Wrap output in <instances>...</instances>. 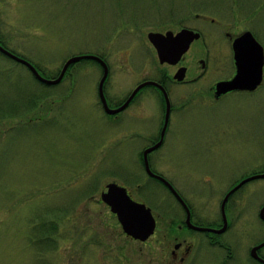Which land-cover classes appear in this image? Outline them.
Instances as JSON below:
<instances>
[{
    "label": "rangeland",
    "instance_id": "obj_1",
    "mask_svg": "<svg viewBox=\"0 0 264 264\" xmlns=\"http://www.w3.org/2000/svg\"><path fill=\"white\" fill-rule=\"evenodd\" d=\"M182 27L201 33L186 57L190 64V58L210 55L212 70L197 82L209 85L232 67L224 32L250 30L264 50V0H0L1 44L43 76L54 78L69 56L103 55L111 108L139 80L173 73L174 67L158 62L147 33ZM101 75V66L85 59L60 82L46 84L0 54V264H174L168 257L175 236L190 246L180 264L218 263L221 250L209 246L203 232L181 225L184 210L144 169L147 139L135 126L158 135L160 97L144 91L109 115L97 92ZM196 84H173L172 106L187 102L178 115L172 110L167 143L148 157L151 170L192 208V221L209 224L228 186L264 168V79L253 91L216 101L203 99ZM204 100L211 105H201ZM205 129L217 133V147L203 143ZM108 182L150 208L157 225L146 241L126 236L101 202ZM232 199H240L242 228L257 239L264 231L257 217L264 177L245 182ZM43 219L56 226L49 241L41 236Z\"/></svg>",
    "mask_w": 264,
    "mask_h": 264
},
{
    "label": "water",
    "instance_id": "obj_2",
    "mask_svg": "<svg viewBox=\"0 0 264 264\" xmlns=\"http://www.w3.org/2000/svg\"><path fill=\"white\" fill-rule=\"evenodd\" d=\"M230 37L232 35H229ZM200 33L193 29L182 27L178 31L173 32L167 30L164 33L157 31H149L147 38L152 46L155 48L156 55L159 63H167L175 65L179 62L182 55L188 50L192 41L198 39ZM231 38V47L234 53L236 73L229 80L218 81L215 85V95H220L231 90H247L252 91L256 89L262 82V72L264 65V50L262 45L256 40L250 30H245L239 34L233 35ZM0 52L9 56L13 60L25 65L33 75L41 82L46 84H56L64 77L68 66L83 58H92L100 63L102 66V75L99 79L97 90L99 100L104 111L107 114H116L123 110L131 101L135 93L145 84H153L158 86L163 94L165 100V117L164 123L160 133V139L154 145L146 148L142 153L143 163L145 171L152 177L162 181L167 187L179 198L184 204L187 212L186 224L190 228L206 229L196 226L190 222L189 208L183 199L179 196L173 186L164 177L154 173L149 166L148 153L157 148L163 140L164 131L166 127V119L168 122L170 112V102L163 87L154 81H145L136 86L127 99L117 107H110L107 103L104 93V82L108 75V65L101 57L96 54H78L68 57L63 63L58 75L55 78H46L28 59L21 57L10 50L6 49L0 44ZM185 75V67H179L173 75L176 80H182ZM258 177H264V172L258 175H252L241 180L236 186H234L223 198L221 203L222 214H225V202L231 191L239 187L241 184ZM100 200L104 202L115 215L118 223L121 226L122 232L134 239L141 242L146 241L155 229V218L150 210L144 203L135 201L127 189L115 182L106 183L100 192ZM260 217L264 219V205L260 209ZM225 222V221H224ZM225 225V224H224ZM224 226L216 230L218 232L223 231ZM261 243L259 246L263 245Z\"/></svg>",
    "mask_w": 264,
    "mask_h": 264
},
{
    "label": "flooded vegetation",
    "instance_id": "obj_3",
    "mask_svg": "<svg viewBox=\"0 0 264 264\" xmlns=\"http://www.w3.org/2000/svg\"><path fill=\"white\" fill-rule=\"evenodd\" d=\"M229 35H232V34L229 32H224V36L227 39V42L230 45V48L232 51V56H231V58H232L231 59V66L232 67L229 69V72L224 77H220V78L215 79L209 85H206V84L203 85L202 83L198 84L197 82L199 81V78L201 76H203L205 73L212 70V69H210L211 65H212L211 58H210V55H207V54H205L204 56L202 55L198 58L193 57V58L189 59V61H191V62H190V64H188V60L186 57V52L189 50L188 49L182 55L181 59L179 60V62L177 64L169 65L167 63H163V64H166V66L168 65V66L174 67L173 73L169 74V72H167V70H165V71H160L156 77L143 78V79H141L135 83V85L133 86L130 93L133 91V89L136 86H138L140 83L145 82V81H154V82L160 84L163 87L166 95L169 98V102H170L169 116H170L173 109H174L175 115H178L180 113L178 111L181 109V107H184L186 102H187V101L181 100L179 102V105L176 104V105H174V107L172 106V103L170 100V95L172 94L173 89H174L173 84L175 86L185 87L186 85H190L191 83H193V84L197 83L196 86H197V89L199 90L198 94L199 93L201 94L204 92L205 96H201L203 99H205L209 96L210 98H212L215 101L220 100L222 97H224L227 93H230V92H237V91L248 92L247 90H231V91H228L226 93H222L218 96L215 95L216 83L218 81L229 80L236 73L235 58H234V53H233V50L231 47V38H233L232 37L233 35L231 37ZM200 37H201V33H200ZM194 41H196V40H194ZM194 41H192L191 44ZM191 44H190V46H191ZM190 46H189V48H190ZM154 51H155V49H154ZM213 59L217 60V61H215L216 64L217 63L219 64V59L217 56H213ZM196 61L199 62V65L196 64ZM179 67H185V75H184V78L182 80H176L173 78L174 73L176 72V70ZM263 79H264V66H263V72H262V82H263ZM262 82H261V84H262ZM148 90H152V91L156 92L157 95L160 97V104L162 106V116H163L162 126H163L164 117H165V100H164V94L158 86L153 85V84H149V83L145 84L140 89H138V91L133 96L131 102L133 100H135L137 97H139L144 91L147 92ZM130 93L122 100L121 103H123V101H125L127 99V97L130 95ZM204 102L207 103L204 105H211V102H208V100L202 101L201 105H203ZM140 113H141V111H139V114ZM174 118L177 120L180 117L175 116ZM171 121L172 120H170L168 118V122H167V119H166V127H165L162 142L164 141L167 143V128L171 125ZM162 126L159 129V133L157 136L154 135L155 133L151 134V132L148 130V128H146L145 125H143L142 123L137 124L135 126L136 133L138 134V136L143 135L147 139L146 148L154 145L156 142L159 141ZM205 130H207V131L202 133L203 143H204V141H207V142H205V144H207V143L213 144L215 147H217V145L220 144V142H218L216 139L217 133L212 132L209 129H205ZM162 142L160 143V145L162 144ZM146 148H144V149H146ZM263 172H264V168L255 170V171L249 173L248 175H244L238 179H235L232 182V184L230 186H228V188L225 190V192L223 193V195L219 201V204H218L219 205V207H218L219 208V216L216 219L211 220L209 222V224H202V223H198L196 221H192V216L194 215V211H192L191 207L187 206L189 208L190 222L196 226L206 228V229H200V230L196 229V230H199V231L204 233V235L207 238V243L209 246H213V247L221 250V260L216 264H250V263L264 264V244L259 246L261 243L264 242V231H260L257 239L252 240V238H250V236H249V231L247 229H243L242 225L240 223L241 217L243 216V212L239 208V204H238L240 202V199H232V196L236 193L237 190H239V188H241L243 186L244 183L229 193L228 198L225 202V206H224V209H225L224 213L225 214H222V211H221V203H222L223 198L234 186H236L244 178H247V177L252 176V175H258V174H261ZM226 175H228L229 177L231 176L230 173H227ZM258 178H260V177H258ZM254 179H257V178H254ZM251 180H253V179H251ZM157 181H159V180H157ZM168 190L175 197V199L178 201V203L180 204V206L184 210V218L182 219L183 222L181 225L186 227L187 226V224H186V216H187L186 208H185L184 204L179 200V198L174 193H172V191L169 188H168ZM263 205H264V202L262 203V205L259 207V209L257 211V217H258L260 223L264 226V219H262L260 217V209L262 208ZM156 225H157V223H156ZM223 226H224L223 231H221V232L216 231V230L221 229ZM244 226H246V225H244ZM155 229H156V226H155ZM192 229H195V228H192ZM168 232H169V230L167 229V236L169 235ZM173 239H174L173 247L169 250V257H168L169 263L172 262L174 264H176V263L180 264V262L183 260V256L188 253L190 246L184 238L178 239V237L175 236ZM216 255H219L218 251H217Z\"/></svg>",
    "mask_w": 264,
    "mask_h": 264
},
{
    "label": "trees",
    "instance_id": "obj_4",
    "mask_svg": "<svg viewBox=\"0 0 264 264\" xmlns=\"http://www.w3.org/2000/svg\"><path fill=\"white\" fill-rule=\"evenodd\" d=\"M135 23V22H134ZM136 24V23H135ZM0 43H1V40H0ZM0 54L4 55L5 57H8L6 56L5 54H3L2 52H0ZM100 57H103V55H99ZM9 58V57H8ZM85 59H88V60H93L95 63L99 64L96 60L94 59H91V58H83V59H80L79 61L81 60H85ZM74 63L70 64L67 71L69 70V68L73 65ZM100 65V64H99ZM37 67V65H35ZM38 68V67H37ZM67 73V72H66ZM58 75V74H57ZM57 75H55L54 77H56ZM35 78V77H34ZM36 79V78H35ZM39 81V80H37ZM41 82V81H40ZM43 83V82H42ZM119 105V104H118ZM117 106V105H116ZM41 236H43L46 240H50L51 239V235L54 234V231L56 230V226L54 225V222L53 221H50V222H46L45 219H43V222L41 224ZM37 239V237H36ZM37 241V240H36Z\"/></svg>",
    "mask_w": 264,
    "mask_h": 264
}]
</instances>
